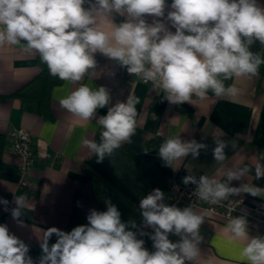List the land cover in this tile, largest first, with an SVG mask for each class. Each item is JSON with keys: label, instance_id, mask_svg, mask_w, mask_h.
<instances>
[{"label": "clouds", "instance_id": "clouds-1", "mask_svg": "<svg viewBox=\"0 0 264 264\" xmlns=\"http://www.w3.org/2000/svg\"><path fill=\"white\" fill-rule=\"evenodd\" d=\"M116 16L124 19L116 23ZM257 42L264 46V5L259 0H0V46L19 45L25 53L38 54L50 76L79 84L59 103L80 120L96 119L98 109L108 108L96 119L102 129L99 142L83 141L97 162L132 142L140 103L129 95L108 107L112 97L106 87L80 83L97 68V54L150 83L168 103L183 105L194 97L204 100L209 93L236 96L239 89L226 82L251 79L264 65V54L252 51ZM214 143L213 158L224 166L228 142L216 137ZM207 149L195 139L170 135L160 144L158 156L175 170L177 161L189 155L196 159ZM253 171L257 180L264 179V156L254 169L227 167L223 180L189 174L182 182L196 185L193 195L200 201L223 205L241 193L264 197V187L246 182L231 186ZM164 199L158 188L140 199L141 226L134 220L122 222L121 212L106 200L107 210L91 209L87 224L68 232L49 227L42 231L38 260L6 224H0V264H198L206 214L193 205H168ZM14 202L11 216L23 226L25 197L14 196ZM0 204L9 210V201L0 198ZM224 230L232 241L244 242L239 246L241 264H264V236L250 235L244 216H230ZM53 235L56 241L50 244ZM145 235L154 251L138 238ZM170 235L179 239L173 242Z\"/></svg>", "mask_w": 264, "mask_h": 264}, {"label": "crops", "instance_id": "crops-1", "mask_svg": "<svg viewBox=\"0 0 264 264\" xmlns=\"http://www.w3.org/2000/svg\"><path fill=\"white\" fill-rule=\"evenodd\" d=\"M259 2L264 5V0ZM123 19L116 16L114 21L120 23ZM259 45V42L255 43L252 51L256 52ZM96 59L97 68L80 83L94 89L106 87L112 97L108 107L126 101L129 95L140 100L136 106L137 128L132 142L122 145L101 162H97L95 154L83 141L99 142L102 129L96 119L106 115L108 108L98 109L96 119L80 120L59 103L79 84L61 81L51 89L48 116L26 111L22 100L12 94L37 75L41 60L38 54L22 51L19 45L0 46V133L6 138L0 157V198L7 200L11 193L25 197V211L21 216L23 226L5 214L2 204L0 224H6L11 233L29 246V255L34 260L39 258L35 250L40 245L42 231L49 227L64 231L75 208L87 220L91 209L106 211L105 201L110 200L121 212L122 222L134 220L138 224L142 219L140 199L157 188L166 197V179L174 177L182 182L186 175L198 178L206 174L223 180L227 167L249 165L254 169L256 162L264 156V73L251 79L227 81L239 89L234 97L217 98L209 93L204 100L194 97L190 104L175 105L168 103L162 93L157 94L150 83L120 77V66L115 62L100 54ZM19 128L30 132L33 147L47 148L53 154L49 159L34 161L30 185L22 191L16 187L21 158L12 153L9 136L11 131ZM170 135L195 139L207 144L208 149L201 150L196 159L191 155L182 158L173 170L164 166L158 156L160 144ZM216 137L228 142L224 166L218 165L212 155ZM233 144L237 145L235 149ZM244 182L264 187V179L257 180L254 171L240 181H232L231 186L239 187ZM235 197L243 201L245 208L264 207V197L244 193ZM195 211L206 214L200 229L203 240L199 245L198 264H241L239 246L244 242L232 241L224 230L228 222L201 209ZM248 230L250 235L264 236L258 226ZM169 238L173 242L179 239L175 235ZM145 247L154 251L150 245Z\"/></svg>", "mask_w": 264, "mask_h": 264}, {"label": "built area", "instance_id": "built-area-1", "mask_svg": "<svg viewBox=\"0 0 264 264\" xmlns=\"http://www.w3.org/2000/svg\"><path fill=\"white\" fill-rule=\"evenodd\" d=\"M118 74L122 78H133L139 80V78L130 75L126 69L121 67L118 70ZM9 136L12 153L21 158V164L18 168V181L16 187L17 190L22 191L30 185L29 177L34 161L38 159H49L53 154L47 148L33 147L31 134L25 128L15 129L9 133ZM164 183L167 189V195L164 199L166 204L175 205L180 208L193 205L194 210L201 209L209 215L223 218L226 222H228L230 216H244L247 219L248 228L258 226L260 233L264 234V207L252 206L245 208L243 201L235 196H232L228 201L223 202V205H211L200 201L193 195L196 188V185L194 184L185 185L183 182L174 177L166 179ZM14 196V193L7 196V201H9V210L5 211L6 215L11 216L10 210L16 206ZM137 225H142V219ZM132 230L135 231V229ZM144 231L151 232L152 230L150 228H145ZM138 238L145 241L144 246H152V241L147 235L142 237L138 236Z\"/></svg>", "mask_w": 264, "mask_h": 264}, {"label": "trees", "instance_id": "trees-1", "mask_svg": "<svg viewBox=\"0 0 264 264\" xmlns=\"http://www.w3.org/2000/svg\"><path fill=\"white\" fill-rule=\"evenodd\" d=\"M256 52L264 54V46L259 45ZM259 73H264V65L260 67ZM61 80L49 75L47 66L41 62L40 70L37 75L31 79L27 84L23 85L12 95L19 97L23 102V107L26 111L35 113L42 117L49 115L50 92L53 86L60 83ZM6 144L5 135L0 133V157L2 156ZM88 221L75 208L72 211L71 219L68 227L64 230L71 231L78 225L87 224ZM56 237L51 239L49 243H55ZM35 254L39 257L41 255L40 245L36 248Z\"/></svg>", "mask_w": 264, "mask_h": 264}]
</instances>
